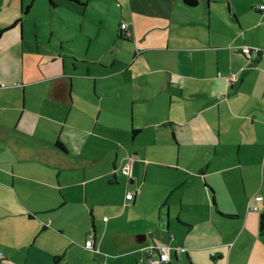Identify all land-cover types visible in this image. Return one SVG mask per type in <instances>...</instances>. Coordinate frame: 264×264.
<instances>
[{
	"label": "crops",
	"instance_id": "1",
	"mask_svg": "<svg viewBox=\"0 0 264 264\" xmlns=\"http://www.w3.org/2000/svg\"><path fill=\"white\" fill-rule=\"evenodd\" d=\"M52 2L0 0V264H264V0Z\"/></svg>",
	"mask_w": 264,
	"mask_h": 264
},
{
	"label": "built area",
	"instance_id": "2",
	"mask_svg": "<svg viewBox=\"0 0 264 264\" xmlns=\"http://www.w3.org/2000/svg\"><path fill=\"white\" fill-rule=\"evenodd\" d=\"M261 9H263L264 7H260ZM126 24L122 23L120 25V31L124 34L126 33ZM258 51V49L256 48H250V47H242L241 48V52L245 55V56H250V54L252 53H256ZM13 85L15 86H19L18 83H14ZM129 171H130V164L129 162H126L122 168H121V173L125 176H129ZM128 198H131L133 196L132 193L127 194ZM254 200L256 202H260L262 200V198L260 196H257L254 198ZM248 207V211H252V212H257L258 211V206L257 205H252L251 203H248L247 205ZM86 249L91 250L92 249V243L88 242L87 245L85 246ZM178 252H184V249H177ZM170 259V248L162 246V247H157L153 250L152 255L147 259V263L148 264H160V263H166L168 262Z\"/></svg>",
	"mask_w": 264,
	"mask_h": 264
},
{
	"label": "rangeland",
	"instance_id": "3",
	"mask_svg": "<svg viewBox=\"0 0 264 264\" xmlns=\"http://www.w3.org/2000/svg\"><path fill=\"white\" fill-rule=\"evenodd\" d=\"M92 2L95 4L93 7V9L96 11L98 10V14L101 18L105 19V20H108L110 18V12L107 14L105 11H104V7H103V4L101 2V0H92ZM119 5V4H118ZM116 12V11H115ZM30 66V64H29ZM31 66H35L34 63H32ZM7 88H10V87H6V88H2L3 90H6ZM7 163V162H6ZM3 234L4 235H10L12 233V231L10 229L7 228V225L4 224L3 225ZM45 242L44 239H40V241H37L36 242V245L37 246H40V245H43L42 243ZM93 255V254H91ZM1 257H3L2 255H0ZM88 257L87 253L86 252H81V251H78L77 253H75L74 255L70 256L69 258H67L65 261H61L60 264H90L89 261H86V258ZM183 258H184V255H183ZM124 261V262H123ZM112 262L114 264H120V263H124V264H135V262L132 260V257H126L124 256V258L122 260H118V261H114L112 260ZM184 262L185 264H189L188 261L185 260L184 258ZM142 264H146V263H142ZM161 264V263H160Z\"/></svg>",
	"mask_w": 264,
	"mask_h": 264
},
{
	"label": "trees",
	"instance_id": "4",
	"mask_svg": "<svg viewBox=\"0 0 264 264\" xmlns=\"http://www.w3.org/2000/svg\"><path fill=\"white\" fill-rule=\"evenodd\" d=\"M73 1V0H72ZM183 2L188 5V6H195L196 5V0H183ZM49 4L51 7H54V3L52 2V0H49ZM29 9V7H27V10ZM18 21H15L13 24L7 26L6 28H4L2 30V32L8 30L9 28L13 27L15 25V23H17ZM0 32V34L2 33ZM119 37L120 38H123L125 37V35L120 31L119 33ZM259 231H260V234L264 233V216L262 215L261 218H260V226H259ZM147 263V262H146Z\"/></svg>",
	"mask_w": 264,
	"mask_h": 264
}]
</instances>
